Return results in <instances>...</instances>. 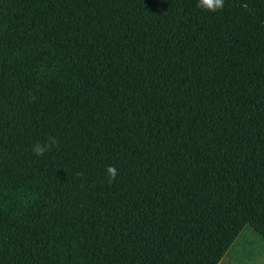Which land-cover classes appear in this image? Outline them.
<instances>
[{
	"label": "trees",
	"instance_id": "1",
	"mask_svg": "<svg viewBox=\"0 0 264 264\" xmlns=\"http://www.w3.org/2000/svg\"><path fill=\"white\" fill-rule=\"evenodd\" d=\"M196 5L0 0V264H220L264 239V0Z\"/></svg>",
	"mask_w": 264,
	"mask_h": 264
},
{
	"label": "rangeland",
	"instance_id": "2",
	"mask_svg": "<svg viewBox=\"0 0 264 264\" xmlns=\"http://www.w3.org/2000/svg\"><path fill=\"white\" fill-rule=\"evenodd\" d=\"M220 264H264V239L247 225Z\"/></svg>",
	"mask_w": 264,
	"mask_h": 264
},
{
	"label": "clouds",
	"instance_id": "3",
	"mask_svg": "<svg viewBox=\"0 0 264 264\" xmlns=\"http://www.w3.org/2000/svg\"><path fill=\"white\" fill-rule=\"evenodd\" d=\"M196 6L208 12L215 13L224 9L225 0H197ZM58 144L59 141L56 139V137L50 136L47 142L43 144L36 142L32 146V151L36 156L40 157L45 155V153L50 151L53 146H57ZM105 171L110 182L114 181L119 174L117 168L111 165L107 166ZM78 175H82V173H78Z\"/></svg>",
	"mask_w": 264,
	"mask_h": 264
}]
</instances>
